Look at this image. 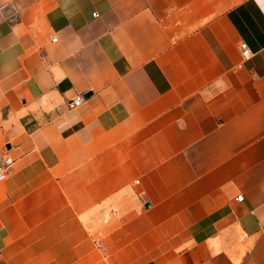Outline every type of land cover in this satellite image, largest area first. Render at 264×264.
<instances>
[{
  "label": "crops",
  "instance_id": "obj_1",
  "mask_svg": "<svg viewBox=\"0 0 264 264\" xmlns=\"http://www.w3.org/2000/svg\"><path fill=\"white\" fill-rule=\"evenodd\" d=\"M5 149L0 264H264V0H0Z\"/></svg>",
  "mask_w": 264,
  "mask_h": 264
},
{
  "label": "built area",
  "instance_id": "obj_2",
  "mask_svg": "<svg viewBox=\"0 0 264 264\" xmlns=\"http://www.w3.org/2000/svg\"><path fill=\"white\" fill-rule=\"evenodd\" d=\"M240 54L244 61L250 58V52L244 43L240 44ZM81 103H82V97L79 95L74 97L72 100L68 102V107L70 109L76 108ZM12 164H13V159L8 155L6 149L3 150V153L0 158V182H3L7 178L10 169L12 167ZM241 200H242V196L238 195L236 197V201H241Z\"/></svg>",
  "mask_w": 264,
  "mask_h": 264
}]
</instances>
